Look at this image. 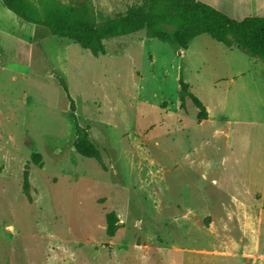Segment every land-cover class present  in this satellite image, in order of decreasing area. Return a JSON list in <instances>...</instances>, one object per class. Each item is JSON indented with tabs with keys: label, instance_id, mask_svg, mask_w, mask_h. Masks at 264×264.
<instances>
[{
	"label": "rangeland",
	"instance_id": "374dc122",
	"mask_svg": "<svg viewBox=\"0 0 264 264\" xmlns=\"http://www.w3.org/2000/svg\"><path fill=\"white\" fill-rule=\"evenodd\" d=\"M59 1L85 2L105 25L152 0ZM103 43L94 55L0 0V264H264V250L230 245L257 215L215 189L221 158L243 163L257 138L243 81L221 80L240 59L229 68L231 47L207 34L182 57L170 31ZM208 113L234 121L232 152L228 138L212 135ZM78 131L100 160L76 150ZM242 136L249 148L235 143ZM241 166L225 173L245 176Z\"/></svg>",
	"mask_w": 264,
	"mask_h": 264
},
{
	"label": "trees",
	"instance_id": "16d2710c",
	"mask_svg": "<svg viewBox=\"0 0 264 264\" xmlns=\"http://www.w3.org/2000/svg\"><path fill=\"white\" fill-rule=\"evenodd\" d=\"M1 1L7 10L25 22L44 26L58 37L72 39L94 55L105 51V39L144 30L151 36L170 31L180 48H186L196 36L208 34L227 47L238 46L248 55L264 61V17L235 20L198 0H152L148 9L130 7L105 25L95 22L85 2L71 5L59 0ZM194 102L200 108L197 118L204 119L205 109L196 98ZM78 134L76 150L84 156L100 160L86 133L78 131ZM22 191L29 199L27 171L23 174ZM115 228L108 215L107 232L112 234Z\"/></svg>",
	"mask_w": 264,
	"mask_h": 264
},
{
	"label": "crops",
	"instance_id": "0c3cea01",
	"mask_svg": "<svg viewBox=\"0 0 264 264\" xmlns=\"http://www.w3.org/2000/svg\"><path fill=\"white\" fill-rule=\"evenodd\" d=\"M198 1L214 7L215 9L235 20H242L247 17H264V0ZM198 36H201V34ZM190 42L186 48H180L181 57L183 55L185 56L186 53L189 52V49L187 48ZM227 50L231 52L228 62L229 68H235V65L233 64V60L235 58L240 59L241 68L239 69L238 65V70L234 75L229 74L228 77L222 78L221 80L226 79L230 84H237L236 82H238V80L243 81L242 88H245L244 94L242 93L243 101H245V105L243 104V109L248 111V117L254 119L249 123L253 125V128L255 127L254 132L257 138H254L251 148L247 150V154L245 155L243 163L241 161L237 162L235 159L230 160V154L224 156V158H221L220 166L223 167V170L218 174L224 177H221L219 187L215 189L221 193L220 197L225 196L231 199L238 212H252L257 215L256 222L244 223L245 225L241 229L242 237H232L230 239V245H236L238 240L246 242V244H248L252 249L264 250V61L248 55L238 46H232ZM233 50L242 52L244 55H240L241 53L233 54ZM237 96H240L239 93L233 94L232 99L237 100ZM208 120H210V122H215L210 128V130H212V135L223 134V136L228 138L227 151L229 149L232 152L231 139L233 140L232 134L234 133V121L229 120L227 117L224 118L222 113L216 115V119H211L208 113ZM219 121L228 123L227 127L219 125ZM249 140V137L242 136V139H237V142L235 143L242 146L243 148L246 146L249 148ZM228 153L230 152L228 151ZM229 161H232V163L234 162V165L230 166L228 163ZM238 163L239 165L243 164V170L246 172L245 176L237 178L235 173L230 175L225 173L227 167H231L233 169ZM205 165L207 164L203 163L202 165L204 169H206ZM204 175L205 172L201 171L202 178ZM231 182L238 183L231 185Z\"/></svg>",
	"mask_w": 264,
	"mask_h": 264
},
{
	"label": "built area",
	"instance_id": "2783aa9c",
	"mask_svg": "<svg viewBox=\"0 0 264 264\" xmlns=\"http://www.w3.org/2000/svg\"><path fill=\"white\" fill-rule=\"evenodd\" d=\"M259 257H260V259H261L262 261H264V252L261 253Z\"/></svg>",
	"mask_w": 264,
	"mask_h": 264
}]
</instances>
